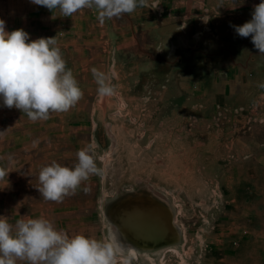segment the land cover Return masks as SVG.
<instances>
[{"label":"rangeland","instance_id":"374dc122","mask_svg":"<svg viewBox=\"0 0 264 264\" xmlns=\"http://www.w3.org/2000/svg\"><path fill=\"white\" fill-rule=\"evenodd\" d=\"M31 9V0H0L6 30ZM78 15L72 46H59L84 92L77 106L33 122L0 99V169L8 173L0 179V217L13 225L44 217L70 236L110 243L116 264H264V95L235 108L205 106L194 80L177 83L169 74L162 84L150 72L144 81L140 70L130 78L123 55L116 94L100 96L91 69H113L107 26L96 25L100 43L91 47L97 16ZM93 140L103 175L61 203L44 200L40 170L53 161L73 167ZM152 208L173 217L156 243L134 234L150 230L147 215L125 218Z\"/></svg>","mask_w":264,"mask_h":264},{"label":"clouds","instance_id":"9594fccd","mask_svg":"<svg viewBox=\"0 0 264 264\" xmlns=\"http://www.w3.org/2000/svg\"><path fill=\"white\" fill-rule=\"evenodd\" d=\"M61 17L91 9L97 14L100 25L107 20L120 19L137 9H157L158 0H31ZM242 38L251 37L259 54L264 55V0L254 6L252 18L242 25H234ZM57 37V36H56ZM56 37H41L30 41L24 29L11 32L0 19V99L7 108L26 113L33 121H46L54 113H67L83 99L84 92L63 58ZM30 41V42H29ZM98 85V95L111 97L116 94L118 79L115 70L108 72L91 69ZM259 87L264 88V84ZM95 140L76 153L73 167L53 161L39 173L38 191L47 201L61 203L76 194L93 175H103L97 166ZM0 169V179L5 175ZM87 191V188H84ZM118 250L110 243L85 235L70 236L57 229L44 217L20 219L13 225L0 217V264H116Z\"/></svg>","mask_w":264,"mask_h":264},{"label":"crops","instance_id":"0c3cea01","mask_svg":"<svg viewBox=\"0 0 264 264\" xmlns=\"http://www.w3.org/2000/svg\"><path fill=\"white\" fill-rule=\"evenodd\" d=\"M158 2L157 9H137L104 23L109 41L106 55L112 70L116 72L117 57L125 55L130 78L140 70L144 81L151 73L162 84L169 74L177 83L194 80L197 93L201 94L198 101L203 100L205 106L235 108L264 95V88L259 87L264 84V55L259 54L250 36L240 37L233 27L249 21L254 6L262 0ZM91 13L97 16L94 10ZM24 15L27 13L21 17L18 14L17 27L13 29H24L30 34V41L57 36L58 46L67 48L77 37L68 32L76 34L81 29L75 24L81 17L78 13L61 17L56 10L53 18V12L35 4V9L28 11V18ZM96 25L100 26L99 21L93 22L96 33L90 36L91 47L100 43ZM250 138V143L255 142Z\"/></svg>","mask_w":264,"mask_h":264},{"label":"bare ground","instance_id":"6f19581e","mask_svg":"<svg viewBox=\"0 0 264 264\" xmlns=\"http://www.w3.org/2000/svg\"><path fill=\"white\" fill-rule=\"evenodd\" d=\"M143 202V201H142ZM54 205V204H53ZM153 207V206H152ZM54 208V207H53ZM147 208V207H146ZM150 208V207H149ZM49 209V208H48ZM52 209V208H51ZM50 209V210H51ZM144 209V208H143ZM136 210L134 212H128L125 215L126 219H130L132 221H135L137 218H142L144 216H148L151 221V228L148 231H144L139 233V231H135L134 234L140 238H143L144 240H152L153 242H157V240L160 237V234L162 232H166L167 234L172 230L173 227V217L171 214V210L168 212H161L158 211L159 209L152 208L151 210ZM51 213V212H50ZM81 213V212H80ZM59 214H57L58 216ZM67 215V214H66ZM49 216V215H48ZM61 216V215H60ZM48 219V218H47ZM72 222V221H71ZM70 222V223H71ZM75 222V221H74ZM75 227V226H74ZM176 229V228H175ZM178 231V230H177ZM176 234V233H175ZM150 245V244H149Z\"/></svg>","mask_w":264,"mask_h":264}]
</instances>
